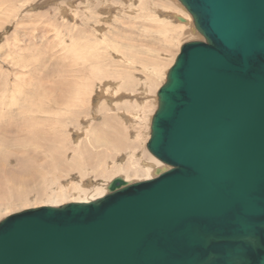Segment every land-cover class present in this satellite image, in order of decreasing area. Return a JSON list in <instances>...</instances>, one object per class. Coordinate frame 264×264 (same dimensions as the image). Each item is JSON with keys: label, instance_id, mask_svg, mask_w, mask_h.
Returning <instances> with one entry per match:
<instances>
[{"label": "water", "instance_id": "water-1", "mask_svg": "<svg viewBox=\"0 0 264 264\" xmlns=\"http://www.w3.org/2000/svg\"><path fill=\"white\" fill-rule=\"evenodd\" d=\"M181 2L204 41L158 95L148 149L170 169L8 216L0 264H264V0Z\"/></svg>", "mask_w": 264, "mask_h": 264}, {"label": "rangeland", "instance_id": "rangeland-1", "mask_svg": "<svg viewBox=\"0 0 264 264\" xmlns=\"http://www.w3.org/2000/svg\"><path fill=\"white\" fill-rule=\"evenodd\" d=\"M45 1L0 0V79H3L2 83L4 81H8V84H5L8 89L13 81H15L16 72L18 70L22 71L19 64H17V60L14 63H11L6 60L7 58H4L6 57L5 52L7 53L8 49L12 50L15 42H17L20 50H22V47L25 46L27 48L28 43L30 47L29 49H31L30 53L29 49L24 51V54L27 56L29 66L24 70L25 75H21L18 80L19 84L31 93H35L37 95L46 94L48 96L67 95L65 89L67 86H61V89L59 88L60 85L58 82L62 79L68 78L72 80H82L84 76H89L87 79L84 78L83 81L87 82L88 95L92 96L89 100L88 106L85 108L84 115L79 118L78 125L83 127L79 130V133L81 134L83 129L88 130L91 129L92 126H96L97 128L101 127L103 117L100 114L103 112L105 113L108 110L103 107L100 112L96 113L95 109L101 107L102 102H106L102 99L101 95H112L101 88L103 87L101 84H104L105 82H114L118 86L121 82L117 80H123L124 82H122V86L120 88L121 91L117 94L118 97H120L118 100L124 102L131 98H140V101H145L143 104L145 105V109L148 114L154 115L158 107V91L165 84L167 73L180 53L181 47L188 42L204 40L202 35H200L198 31H196L195 27H193L194 25L192 23L191 15L179 2V0H154V2H157L156 6H167L169 9L171 7L170 10L172 11L167 13L164 10H160L161 7L158 6L157 8L159 11H163L160 12V15L158 10L156 14L153 9H150V6L148 7V10L140 9L138 3L139 0H110V3L114 4L113 7L111 4L108 5L109 0H67L69 3H67L66 0ZM89 1L90 3H94L91 10L94 16L99 17V19L96 20L101 22V27H98V24H95L94 21H86L85 6L89 3ZM79 2H81L82 5ZM62 4L64 6L61 7ZM94 6L95 8H93ZM106 6H110L107 10L108 13H105L102 8ZM179 10H182L190 17V23H192V34L188 32V30L180 31L179 28H176L175 31L171 33H160L158 31V27L161 26L162 22L166 23L165 21H160L158 19L160 16L161 18L165 17L169 19V24L171 26H174V23L180 24L184 22L183 25L186 24V17L179 14ZM74 12L76 14L75 17ZM163 13H166V15ZM173 14H176L180 19H184L185 21L181 22L179 19H176ZM77 17L78 19H76ZM171 22H173V24H171ZM73 36H77V40H75ZM103 39H107V42L110 43L109 46L108 43L101 45V41ZM76 41H78V44ZM73 42H75V44H73ZM94 42H96L98 46L101 45L100 47L107 45L104 48H100L104 57L105 68L99 69L96 64L94 65L91 61L89 64H85V67H88V69L85 70L84 68H81V64L84 63L76 61V56L73 58V55L79 56L76 54L75 50H80L83 47L88 46L92 47L91 44ZM113 42L119 44L120 48L125 45L124 49L127 50V55L124 50L122 54L126 58V62L117 56L116 52L118 50H112L116 49L114 48L115 46L110 47L111 43L114 45ZM130 50H136L139 54L133 57V53H131ZM71 59H74L72 61L73 63H71ZM153 59L155 61H159V64H155V70L152 69ZM47 63L49 69L53 67L51 69L52 72H49V74L47 73V70H42L43 65H47ZM67 65H76V68L69 70L63 68ZM105 69L107 70L106 72H104ZM73 72L77 75L73 74ZM124 76H126V78ZM53 77H55V79ZM145 90H148V92L145 93V96H140L144 95L143 93ZM115 93L116 91H114V94ZM44 99V96H39L35 100L38 107L40 101L43 103ZM133 108V106L127 105L124 107V110L131 112ZM141 116L143 117V114H141ZM122 118V125L124 124L127 126L128 121L124 117ZM88 120H93V122H91L92 125L87 126L86 121ZM76 123L75 119V122H71L72 125L69 126L74 127ZM80 126L77 128H80ZM85 126H87L88 129ZM130 127L131 128L128 130L129 133L132 132V126ZM65 129L68 128L66 127ZM95 130L97 131V129ZM143 130L146 131L147 129L143 128ZM149 134H144L143 132L140 134L141 137H147L148 135L143 144L145 150L147 149L145 148L146 144L150 139ZM140 136L138 135L136 137L140 139ZM80 138H83L81 143L86 145L87 141L85 136L78 137L77 134H75L74 131L72 133L71 130H69L66 134L64 151L66 150L68 160H75L77 159V156L80 155V151H78L79 148L77 147L78 144L75 143V141H78ZM95 145L99 146L97 143ZM89 147L91 151L95 153L98 152V148H92V146ZM100 148L101 146L99 147V150ZM146 151L149 152L148 149ZM61 153L63 152L61 151ZM104 153L107 156L104 168L102 165L98 166V164L101 163H98V160L94 158L90 165L91 170L86 175L87 178L86 176H82L80 170H78V164L83 160L77 161L78 163L75 171L72 167L64 173L61 172L59 176H63L57 181L54 180L55 176L52 175L48 190L52 192H55L56 190L59 191L60 186L66 185L68 192L67 196L63 198V200L54 198V200L48 201L47 199H44L39 201L35 200V202L34 199H29V202L27 201V203L20 201L21 203L18 202L11 204L8 202L5 206H0V221L12 214L28 209L61 203L67 204L68 202L90 201L100 198L103 194L105 195L107 191L103 194L92 192L88 196H84L83 194L76 195L73 190V188L77 189L78 186L81 185L83 179L82 184H84V186L91 191H94L95 187L105 188L114 178L124 176L120 174L118 170V168L123 166L125 163L124 158L118 157L123 154H118V156H111L108 158L109 154H111V150H107ZM124 154L131 156L132 153H130V151H125ZM149 155L151 154L149 153ZM134 157L135 163L141 164L143 160H146L140 152H136ZM63 160L66 164L70 165V162L66 158L63 157ZM161 164L167 169L165 164ZM96 165L98 166V172L103 171L99 176H95V172H93L92 169ZM8 166L15 167V165L12 164V161L8 162L7 167ZM158 176L159 174H155L154 177L151 175V178H156ZM143 178L144 176H132L128 179L131 183H135L138 181H144ZM50 191L48 192L51 193ZM70 191L73 193H70Z\"/></svg>", "mask_w": 264, "mask_h": 264}, {"label": "bare ground", "instance_id": "bare-ground-1", "mask_svg": "<svg viewBox=\"0 0 264 264\" xmlns=\"http://www.w3.org/2000/svg\"><path fill=\"white\" fill-rule=\"evenodd\" d=\"M179 2L185 7V9L191 15L192 23L194 25L193 27H195L196 31H198L192 14L189 12L186 6L181 2V0H179ZM67 3L69 2L67 1ZM79 3L81 4V2ZM89 3L86 4L85 6L86 21L87 22L94 21L95 24H98V27H101L102 26L101 22L96 20L99 19V17L94 16L91 10L92 5L94 3H90V4ZM108 3H107L108 5L111 4L110 0ZM138 3L140 9L148 10V7L150 6L151 7L150 9H153L156 12V14H157V10L159 15L160 12H163V11H159V9L157 8L159 5L156 6L157 2H154V0H147V1L139 0ZM63 4L61 5V7L64 6ZM111 5L112 7L114 6V4ZM109 7L108 6L102 7L105 13H108L107 10ZM93 8H95V6ZM115 9L118 10L117 8ZM170 9L167 8V6L160 8V10H164L167 13L172 11ZM75 12H74V17L76 15ZM178 13L186 17L185 19L186 24L183 25L184 22L180 24L174 23V26H171L169 24L170 22L169 19L165 17L161 18L160 16V18L158 19L160 21H165L166 23L162 22L161 26L158 27V31L160 33L163 32L171 33L175 31L176 28H179L180 31L188 30V32L191 33L192 23H190L191 22L190 17L187 14H185L182 10H179ZM163 14L166 15V13ZM173 16L176 19H179L181 22L185 21L184 19H180L176 14H173ZM76 19H78V17ZM171 24H173V22H171ZM73 37L75 38V40H77L76 38L77 36H73ZM193 42H188V43H193ZM76 43L78 44V41H76ZM107 43L109 46L110 43L107 42V39H103L101 41V45ZM188 43H185L184 45ZM73 44H75V42H73ZM91 45L92 47L88 46V47H83L80 50H75L76 54H78L79 56L73 55V58H75L74 56H76V61H80L84 63L81 64V68H84L85 70L88 69V67H85L86 66L85 64H89L91 61L93 62L94 65L96 64V66L99 69L105 68L104 57L102 55V50L100 48H104L107 45L104 47H100L101 45L98 46L96 42L92 43ZM183 46L181 47V50ZM110 47L116 48V49H112V48L111 49L114 51L118 50L116 52L117 56L126 62V58L122 54L124 50L125 54L127 55V50L124 49L125 45L121 46L122 48H120L119 44L114 43L113 45L111 43ZM29 48L30 47L28 43L27 48L25 46L22 47V50H20L17 42H15L12 50L8 49L7 53L5 52L6 57H4L7 58L6 60L10 61L11 63H14L17 60V64H19V67L22 69V71L18 70L16 72L15 81H13V83L8 89L7 86H5V84H8V81H4L2 83L3 79H0V206H5V204L8 202H10L11 204L18 203L20 201L27 203V201L29 202V199L31 200L34 199V202L35 200L39 201L44 199H47L49 201V200H54V198L58 200H63V198L67 196V192H68L66 185L60 186L59 191L56 190L55 192H52L48 190L51 181L50 178L52 177V175L55 176L54 180L57 181L59 180V178H62L63 176V175L59 176L61 172L64 173L65 171L71 169L72 167L73 170L75 171L76 165L78 163L77 161L83 160L82 162H79L78 170H80L82 176H86L91 170L90 165L94 158L98 160V163H101L98 164V166L102 165L104 168V164L106 163V158H107L104 152L107 150H111V154H109L108 158L111 156H118V154L119 155L123 154L118 157L124 158L125 166L123 164V166H120L118 170L119 173L124 176L117 178L124 179L128 184H132L131 181L128 179L132 176H136V177L144 176L143 179L144 181H146L149 179H153L155 174L157 175L170 169L169 165L163 163L162 161L154 157L150 152L146 151L148 149V143L151 139L152 122L156 112L154 113V115L148 114V112L145 109V105L143 104L145 103V101H140L139 100L140 98L139 99L131 98L124 102L118 100V98L120 97H118L117 94L121 91L120 88L122 86V82H124L123 80L121 79L117 80L121 82L118 86L114 82H108V83L105 82L104 84H101L103 86L101 88H103L106 92H109V94L111 93L112 95H101L102 99H104L106 102H102L101 107L96 108L95 111L96 113H98L100 112V110H102L103 107H105L108 111L100 114L103 117L100 128H97L96 126H92L91 129H88L87 126L92 125L91 122H93V120L90 121L88 120L86 121L87 126H85L87 127L88 130L83 129L81 134L79 133V130H81L83 127L78 125L79 118L84 115L85 108L88 106L89 100L92 96V95H88V90H87L88 84L86 81L85 82L83 81L84 78L87 79L89 78V76L81 75L84 76L82 80H75V79L72 80L68 78V79H62L60 82H58L60 85L59 88L65 85L67 86L66 88L64 87L66 89L67 95L48 96L46 94L37 95L35 93H31L29 90H25L21 86V84H19L18 81L21 75L23 76L25 75L24 70L29 66L27 56L24 54V51H26ZM30 50L31 49H29V53ZM130 52L133 53V57L139 54L136 50H130ZM180 53L178 54V56L180 55ZM178 56L176 57L174 64ZM73 60L71 59V63H73L72 62ZM152 61H153L152 69L155 70V64H159V61L158 60L155 61L154 59ZM174 64L172 65V67L174 66ZM75 66L76 65L74 66L67 65L64 66L63 68L69 70L76 68ZM52 68L49 69L47 63V65H43L42 70L43 69L47 70V73L49 74V72H52L51 70ZM106 71L107 70L105 69L104 72ZM168 73H167V77H168ZM73 74L77 75L75 72H73ZM124 77L126 78V76ZM167 77H166V82H167ZM53 78L55 79V77ZM160 90L158 91L157 96L159 95ZM114 91H116L115 94ZM147 92L148 90H145L143 93L144 95H140V96H145V93ZM39 96H44L45 99L43 103H41L40 101L38 107L37 103H35V100ZM127 105L134 107L131 112L124 110V107ZM158 106H159V96H158ZM141 114H143V117L141 116ZM121 116L128 121L127 126H125L124 124L122 125L123 118ZM75 119L77 123L75 124L74 127H70L69 125H72L71 122H75ZM79 126L80 128H77ZM130 126H132L131 133L128 132V130L131 128ZM66 127L68 129H65ZM143 128L147 130L144 131ZM95 129H97V131ZM69 130H71L72 133L74 131V133L77 134L78 137L85 136L87 141L86 145L84 143H81V140L83 138H80L78 141H75V143L78 144L77 145V147L79 148L78 151H80L79 153L80 155L77 156L78 160L77 159L68 160L66 155V150L64 151V142H66V134L68 133ZM141 132H143L144 134L147 133L149 134L150 132L149 134L150 139L148 138L149 141L145 147L147 148L146 150L144 149L143 144L146 138L148 137V135L147 137H141L140 136ZM138 135L141 137L140 139L136 137ZM96 143L99 144V146H96L95 145ZM89 146H92V148H98L97 149L98 152L95 153L91 151ZM100 146L101 148L99 150ZM59 149L63 153H61ZM125 151L126 152L130 151V153H132L131 156L124 154ZM136 152H140V154H142L146 158V160H143L141 164L135 163L134 156ZM149 153L153 157L149 155ZM63 157L70 162V165L64 162ZM9 161L10 162L12 161V164L15 165V167H10V166L7 167ZM161 163L165 164L167 166V169L163 167ZM98 166L96 165L95 167L92 168L93 172H95L94 173L95 176H99L103 172V171L98 172ZM151 175L153 176L152 178ZM117 178H114L113 180ZM113 180H111V182L105 188L95 187L94 191L93 190L91 191L90 189L86 188L82 183L81 185L78 186L77 189L73 188V190L74 193H76V195L83 194L84 196H88L92 192L103 194L107 191L105 195L103 194L100 197L103 198L109 193V185L112 183ZM48 191H50L51 193H49ZM70 193L73 192L70 191ZM100 198L90 201L89 200L76 201L70 203H90L97 201ZM67 204H69V202ZM64 205L66 204L61 203V204L51 205V207H61Z\"/></svg>", "mask_w": 264, "mask_h": 264}]
</instances>
